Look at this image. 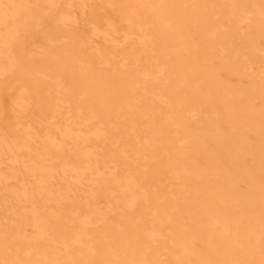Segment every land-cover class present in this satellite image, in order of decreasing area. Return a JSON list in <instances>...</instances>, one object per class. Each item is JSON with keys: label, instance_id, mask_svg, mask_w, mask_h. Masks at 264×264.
Returning <instances> with one entry per match:
<instances>
[{"label": "rangeland", "instance_id": "1", "mask_svg": "<svg viewBox=\"0 0 264 264\" xmlns=\"http://www.w3.org/2000/svg\"><path fill=\"white\" fill-rule=\"evenodd\" d=\"M0 4V264H264V0Z\"/></svg>", "mask_w": 264, "mask_h": 264}, {"label": "bare ground", "instance_id": "2", "mask_svg": "<svg viewBox=\"0 0 264 264\" xmlns=\"http://www.w3.org/2000/svg\"><path fill=\"white\" fill-rule=\"evenodd\" d=\"M47 3V2H46ZM0 5H3V4H0ZM5 9V8H4ZM1 10V9H0ZM16 10V9H15ZM4 11V10H3ZM2 13V12H1ZM0 13V14H1ZM3 14V13H2ZM5 14V13H4ZM13 19V18H12ZM5 20H6V18H5V16H3V15H0V23H2V24H4L5 23ZM10 21V20H9ZM4 30H5V28H3ZM3 30V31H4ZM7 33V32H6ZM13 33V32H12ZM2 36V34L0 35V37ZM3 38V37H2ZM9 39V38H8ZM50 44V43H49ZM56 59V58H55ZM55 69V68H54ZM46 70V69H45ZM51 72V71H50ZM150 72V71H149ZM55 74V73H54ZM53 83V82H52ZM56 85V84H55ZM58 89V88H57ZM61 90V89H60ZM56 96V95H55ZM65 97V96H64ZM55 100V99H54ZM55 106H56V104H54V109H53V112H55L56 111V108H55ZM10 122V121H9ZM15 124V123H14ZM70 129V128H69ZM17 130V129H16ZM19 130H20V128H19ZM18 131V130H17ZM21 131V130H20ZM17 133V132H16ZM151 133H152V131H151ZM70 134V132L69 131H67L66 133H64V135H69ZM163 134V133H162ZM17 135V134H16ZM4 136V135H3ZM17 138H18V135H17ZM137 138H139V137H137ZM151 138H152V135H151ZM24 141V140H23ZM151 141V140H150ZM4 142V141H3ZM153 142V141H152ZM19 143V142H18ZM154 143V142H153ZM157 143V142H156ZM5 145V144H4ZM11 145V144H10ZM9 145V146H10ZM18 146V145H17ZM16 146V147H17ZM13 151V150H12ZM95 155V154H94ZM78 163V162H77ZM79 167V166H78ZM80 169V168H79ZM81 170V169H80ZM96 172V171H95ZM80 173V172H79ZM99 175V174H98ZM114 176V175H113ZM73 179H75V178H73ZM90 179V178H89ZM110 179V178H109ZM81 180V177H79L78 179H77V181L76 182H79ZM103 180V179H102ZM68 186V185H67ZM68 187H70V186H68ZM69 189V188H68ZM67 189V190H68ZM41 191V190H40ZM47 191L50 193L51 192V190L49 189V188H47ZM46 193V192H45ZM41 194V193H40ZM49 196H47V198H48ZM51 197V196H50ZM26 201V200H25ZM108 205V204H107ZM130 205V204H129ZM87 208V207H86ZM101 208V207H100ZM101 210H102V208H101ZM106 210V209H105ZM103 213V212H102ZM104 215V214H103ZM32 227V226H31ZM17 239V238H16ZM15 243V242H14ZM7 246V245H6ZM11 246V245H10ZM12 247V246H11ZM18 247H19V245H18ZM9 248V247H8ZM12 249V248H11ZM21 249H23L22 247H21ZM16 251H18V250H16ZM11 252V251H10ZM25 253V252H24ZM27 253V252H26ZM25 253V254H26ZM65 254V253H64ZM15 255V254H14ZM27 255V254H26ZM38 258V257H37ZM142 259V258H141ZM65 261V260H64ZM143 262H144V260H143Z\"/></svg>", "mask_w": 264, "mask_h": 264}]
</instances>
